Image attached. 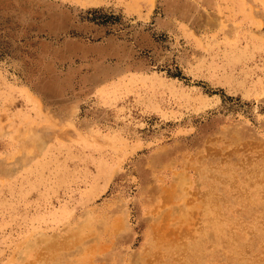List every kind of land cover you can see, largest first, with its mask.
<instances>
[{"label": "rangeland", "instance_id": "374dc122", "mask_svg": "<svg viewBox=\"0 0 264 264\" xmlns=\"http://www.w3.org/2000/svg\"><path fill=\"white\" fill-rule=\"evenodd\" d=\"M0 264H264V0H0Z\"/></svg>", "mask_w": 264, "mask_h": 264}]
</instances>
